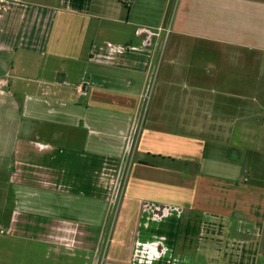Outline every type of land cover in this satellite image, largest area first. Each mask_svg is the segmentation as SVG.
Here are the masks:
<instances>
[{
	"label": "crops",
	"instance_id": "crops-1",
	"mask_svg": "<svg viewBox=\"0 0 264 264\" xmlns=\"http://www.w3.org/2000/svg\"><path fill=\"white\" fill-rule=\"evenodd\" d=\"M139 26L172 32L143 48ZM193 43L264 53V0H0V168L11 187L1 254L32 241L44 258L69 262L74 251L93 264L106 240L105 260L129 264L136 255L114 254L112 242L129 248L135 234L149 264H264V176L206 177L200 153L177 164L137 157L166 154L144 144V119L186 114L191 103L214 135L254 131L236 102L232 122L214 113L199 56L223 53ZM178 54L199 58L183 64L194 90L185 97L170 90ZM89 230L100 231L90 256L76 242Z\"/></svg>",
	"mask_w": 264,
	"mask_h": 264
},
{
	"label": "rangeland",
	"instance_id": "rangeland-1",
	"mask_svg": "<svg viewBox=\"0 0 264 264\" xmlns=\"http://www.w3.org/2000/svg\"><path fill=\"white\" fill-rule=\"evenodd\" d=\"M158 9H160V7ZM192 45L193 47L198 46L200 48H219L223 53L221 55H213V53L210 52V55L206 54V56H199L200 62H206L204 66L200 65L202 73L204 74L206 71H209L211 76H207L206 79L213 78V80L210 82L213 86L207 87L208 90L205 95L206 98L212 100L216 105L213 108L214 113L225 117L226 111L230 105L236 102V105L233 106L231 110H236L239 116L246 115L248 117L247 119H245V117H241L238 119V121L247 120V122H251L255 125L254 131L249 135L247 134L246 136H232L229 132L228 134L219 133V135H214V127L205 125V123H212L213 120L209 121L207 119L200 118L202 115L197 114L198 108H195L194 104L191 103V107L186 114H180L179 116H177V114L171 119H160L157 120L156 124L152 123L153 120H151V118L146 120L144 119V122L146 121V125L142 129L146 137L144 144H149L148 140H150V142H154L155 144H163L157 145V147L165 149L166 154L164 157L156 154L147 156L144 153H140L137 156L138 159H143L146 161L148 160L149 163H152L153 165H156V163L161 159H165L167 164H172V162L177 164L178 160L183 158L181 156L182 153H200L205 155L204 162L206 166H200L198 169L200 170L199 173L205 175L206 177L226 175L233 178H257V175L258 177H263L264 53H250L239 49L229 52L227 46L220 44L206 45L201 43H193ZM196 60H199V58L195 55H177V59L175 60L177 67L175 68V71L172 72L171 77L173 78L170 79L174 83V86L170 88L173 95L176 96L178 93V96L183 95L182 97H185L187 91H189L190 95L194 93L193 88L188 86L185 87V85H188V83L185 82V69L187 67L183 68V64L191 63V61L195 62ZM15 65L18 67L17 64ZM241 97L247 98L241 99ZM170 105H172V103H170ZM173 105L174 110H176V106L178 105L177 102ZM179 105H181V103H179ZM226 118H228V120L231 122L233 121V118L231 119L230 115H226ZM155 120L156 119H154V122ZM224 121L225 120H218V122H221L222 125L224 124ZM206 129L207 132L205 131ZM236 138L239 141L248 139L252 146L247 149L246 147L241 148V145L240 147L239 145L237 147L232 145L233 140ZM62 143V145H65V141ZM76 147V151H79V144H77ZM70 153L81 159L80 153L74 151H71ZM159 168H161L160 165ZM245 170L246 172H250V175L245 174ZM160 175V172H158L157 176H159V178L162 177ZM7 180L8 169L5 165L0 168V225L7 223L8 214L10 213V208L7 207V193L11 192V187L8 186ZM251 180L253 181L254 179L251 178ZM208 220H211L210 217ZM208 220L206 222H208ZM77 227L80 228L79 226ZM4 229L5 226H2L1 231H4ZM99 232V230H89L85 237L81 238L80 235L76 236V242L80 247L84 245L82 248H86L85 253L89 256L92 255L89 251H93L95 244H97L95 241V236H97ZM31 233L32 235H37L38 232L32 231ZM107 233L108 232L105 231L106 237ZM2 237L8 236L0 234V238ZM0 242L2 243V241ZM105 242L106 240H104L103 244L101 242V246H98L100 251L96 254V261H94L93 264L112 263L108 262V260H105L104 252L107 251L109 241L106 245ZM127 243H129L128 245L130 249L128 247L118 248L115 245L114 240L112 242V247L115 252L113 253H117L118 256L120 255L121 257H125L128 255V252H130L131 255L135 254L137 258L136 256L131 258L129 260V264H149V262L145 263L143 261V255L141 254L140 248L141 245L146 248V245L143 242L137 240V236L135 237V234L132 235L131 242L129 241ZM6 249H8L9 252L4 254L0 253V264H83L81 263L82 260L77 257L78 253L74 251H67V253H65V256L69 258V262L62 263L56 262L52 259L44 258L43 254L45 253V249L32 241H22V243L19 244L16 242L13 245H8ZM111 250L108 254V257H111ZM84 256L86 255L83 254V257Z\"/></svg>",
	"mask_w": 264,
	"mask_h": 264
},
{
	"label": "built area",
	"instance_id": "built-area-1",
	"mask_svg": "<svg viewBox=\"0 0 264 264\" xmlns=\"http://www.w3.org/2000/svg\"><path fill=\"white\" fill-rule=\"evenodd\" d=\"M171 32L172 28L170 26H161L159 28L139 26L136 28L135 35L140 39L143 48H152L158 41L167 39L171 35Z\"/></svg>",
	"mask_w": 264,
	"mask_h": 264
},
{
	"label": "trees",
	"instance_id": "trees-1",
	"mask_svg": "<svg viewBox=\"0 0 264 264\" xmlns=\"http://www.w3.org/2000/svg\"><path fill=\"white\" fill-rule=\"evenodd\" d=\"M10 1H14V0H10Z\"/></svg>",
	"mask_w": 264,
	"mask_h": 264
}]
</instances>
